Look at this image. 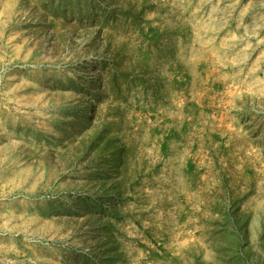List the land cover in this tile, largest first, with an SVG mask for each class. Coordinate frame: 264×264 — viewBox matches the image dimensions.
<instances>
[{
  "label": "rangeland",
  "instance_id": "obj_1",
  "mask_svg": "<svg viewBox=\"0 0 264 264\" xmlns=\"http://www.w3.org/2000/svg\"><path fill=\"white\" fill-rule=\"evenodd\" d=\"M0 264H264V0H0Z\"/></svg>",
  "mask_w": 264,
  "mask_h": 264
}]
</instances>
